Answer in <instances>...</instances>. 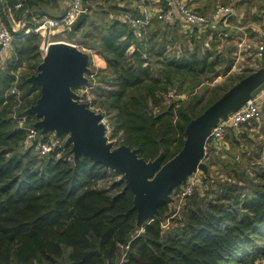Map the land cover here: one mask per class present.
Here are the masks:
<instances>
[{"label": "trees", "instance_id": "16d2710c", "mask_svg": "<svg viewBox=\"0 0 264 264\" xmlns=\"http://www.w3.org/2000/svg\"><path fill=\"white\" fill-rule=\"evenodd\" d=\"M32 2L0 0V20L13 33L10 56L0 66V264H252L264 255V165L245 190L228 180L202 193L194 190L180 216H171L169 192L158 206L160 216L137 226L133 192L121 172L86 153L74 162L70 143L54 134L57 141L43 156L25 143L26 129L13 114H24L39 95L27 77L37 71L44 51L41 35L25 31L33 28L31 20L12 30L8 16L24 19L23 10ZM88 19L89 13L68 35ZM215 30L210 32L222 37ZM203 34L192 47L168 51L166 43L155 47L144 36L136 38L117 17L99 29L90 46L101 65L88 75L109 73L104 87L91 79L89 85L94 102L109 115L110 139L136 147L145 159L162 151L166 161L182 146L187 122L253 70L232 74L234 56L203 47ZM219 75H225L222 82L185 102L168 96L171 90L181 94L187 82L194 87ZM13 85L19 96L9 92ZM228 130L226 138L237 141L242 131Z\"/></svg>", "mask_w": 264, "mask_h": 264}, {"label": "water", "instance_id": "95a60500", "mask_svg": "<svg viewBox=\"0 0 264 264\" xmlns=\"http://www.w3.org/2000/svg\"><path fill=\"white\" fill-rule=\"evenodd\" d=\"M86 14L80 12L69 29L80 26ZM89 62L90 54L76 44L65 40L49 42L37 71L27 77L32 86L39 87V95L25 112L35 116L33 125L39 128L40 134L53 133L70 143L74 162L86 153L95 162L121 172L133 192L132 207L136 210L137 226L160 216L161 201L191 173L198 169L209 173L203 157L212 127L264 89L262 63L187 122L182 146L172 157L163 161L160 151L154 158L145 159L136 147L125 143L114 145L106 135L103 114L76 99L74 87L89 84Z\"/></svg>", "mask_w": 264, "mask_h": 264}, {"label": "rangeland", "instance_id": "374dc122", "mask_svg": "<svg viewBox=\"0 0 264 264\" xmlns=\"http://www.w3.org/2000/svg\"><path fill=\"white\" fill-rule=\"evenodd\" d=\"M192 2V4L196 7L206 9L204 12H210L217 4L224 3L223 0H192ZM118 7L117 4H113L111 0H96V2L92 0L91 9L89 11V19L87 20L86 24L75 33V35H68L67 31H55L54 33H47L45 35V41L65 40L75 43L76 45L78 44V47L82 48L90 54V59L92 60V62H89V66L90 68H93L95 70L96 66L100 67L101 63L99 61V58L97 59L96 57H94L93 49L90 45H94L95 41L97 42V38H99V29H104L109 20L118 14ZM246 7L248 11H250L252 7H255V9H262L264 13V0H249V3L246 5ZM40 18H37V20H35V23H37ZM12 24V30L17 29L22 25L21 23ZM216 29L218 31H223L221 25H218ZM202 31H204L202 39L203 47L209 46L214 51L224 52L225 50H228L230 51V55H233L230 49L235 50L233 46L234 42H223L222 37H216L212 32H210L216 31L215 29L210 30L206 28L198 30L197 28H186L178 21L171 24L165 22H154L147 29L146 35H144V39H148V45L154 44L155 47H158L157 45L166 43V49L168 51L170 49L178 50L184 46L192 47L195 39H198L200 37L199 35ZM154 32V37L150 38L151 33ZM41 37L43 38L42 35ZM94 37H96L95 40ZM93 57L96 59L94 60ZM108 74L109 73H107V71L99 70L98 74H95L93 76L88 75L89 83L91 79L94 83L96 82L97 85H103L104 87L105 84L103 82V79ZM222 81L223 78L221 76H217L215 77L213 82H204L194 87H192L187 82L181 94H169L168 96L175 99L181 98L185 102L186 100H188L192 93H200L205 87L212 86ZM171 92L174 93L173 90H171ZM204 100L203 103L207 104L208 101ZM97 105L100 107L102 114L106 113L105 107L103 105H100L99 103H97ZM103 117L104 119H106V122L109 123V115L106 113ZM240 131L242 132L237 135V141L231 138H226L225 136V140L220 147H215L210 144V142L206 145L205 154L206 151H208V154L207 156L204 155L203 160L208 165L209 173L207 174L202 170H199V172L196 173V176H199L200 180L193 186L192 192L194 190H197L202 193L203 190H205L207 187L211 188L212 186H214L215 182L223 180L238 182L241 185H245L244 188H241L242 190L247 189L250 177H255V174L257 173L256 169L258 168V166L264 165V93L261 97L259 117L242 125L240 127ZM230 132L231 131L228 130V133ZM106 135H108L109 138V128H107ZM50 136L52 139H54L53 133H50ZM61 138L64 139V137ZM110 140L113 141L114 145L117 144L116 139ZM209 160L211 161L210 164H208ZM208 175L210 177H206ZM247 176L248 178L245 180L244 178ZM187 183L188 182L186 179V182L184 181L179 186L174 187L170 191L171 200L169 202V210L172 213L171 216H180L182 206L186 200V197L182 196V191L186 188V185H188ZM166 223H168V221L164 222V227ZM252 264H264V255L256 258Z\"/></svg>", "mask_w": 264, "mask_h": 264}, {"label": "built area", "instance_id": "2783aa9c", "mask_svg": "<svg viewBox=\"0 0 264 264\" xmlns=\"http://www.w3.org/2000/svg\"><path fill=\"white\" fill-rule=\"evenodd\" d=\"M87 1L70 0L68 8L62 14L54 17L44 15L37 23H34L33 28L27 27L25 31L33 29L43 36L40 47L44 51L49 42L53 41H45V35L47 33H54L55 31L70 30V26L77 19L80 12L85 11L88 13L90 11L91 5ZM111 1L117 4V6L122 5L120 4L121 0ZM20 5L21 2H17L14 6L19 7ZM236 11L237 8L234 0L219 3L210 12L198 10L188 0H136L133 8L119 9L117 16L114 17L126 22L133 30L135 37L140 39L145 35L153 21L167 23L178 21L186 28H197L198 30L206 28L216 29L218 25L228 26L230 18L236 14ZM12 39V31L0 21V51H11ZM255 54L258 58H264V32L261 34ZM74 91L77 94L76 99L78 101L85 102L95 112H101L100 107L93 100L94 94L89 84L74 87ZM9 92L19 96L20 90L17 86L13 85ZM263 93L264 89L245 100L237 109L229 112L225 118H220L212 127L206 139L205 148L209 142L215 147H220L224 142L225 132L228 128L239 131L242 125L257 119L260 115V103ZM169 94L172 95V93ZM13 115L17 117V125L26 129L25 143L32 146L38 155L43 156L53 149L57 140L52 139L51 136L48 139H42L44 135L40 134L39 128L33 125L36 119L35 116L28 118L25 109L24 114L17 115L14 113ZM102 121L108 128V123L104 117H102ZM198 172L199 169L187 177L188 185L182 191V196L186 197L192 192L193 186L200 180L199 176H196Z\"/></svg>", "mask_w": 264, "mask_h": 264}, {"label": "crops", "instance_id": "0c3cea01", "mask_svg": "<svg viewBox=\"0 0 264 264\" xmlns=\"http://www.w3.org/2000/svg\"><path fill=\"white\" fill-rule=\"evenodd\" d=\"M223 1L229 2L231 0ZM87 2L91 5L92 0H88ZM94 2H96V0H94ZM234 2L237 8L236 14L230 18V23L228 26L221 25L223 30L221 32L222 41L234 42L233 46L235 50L230 49L231 53H233L232 56H234V63L230 69L232 74L241 73L249 69L254 70L264 63V58H258L255 54L257 44L261 39V34L264 32L263 10L252 7L250 11H248V9H246V5L249 3V0H234ZM69 3L70 0H33L32 4L23 10L22 15H24V19L14 18L12 12L9 13L8 17L10 26L12 28V23L17 24L19 22H22L23 24H21L23 26L25 25L26 21L30 20L34 25L36 22L35 20L44 15L53 17L59 16L68 8ZM135 3L136 0H121L120 4H122L124 8L126 7L131 9L135 6ZM189 3L192 4V0H189ZM203 10L205 11L206 9ZM28 15H30V19L25 20V17ZM10 52L11 51H0V66L10 56ZM225 52H227V50H225ZM219 76H221L223 79L225 78V75Z\"/></svg>", "mask_w": 264, "mask_h": 264}]
</instances>
